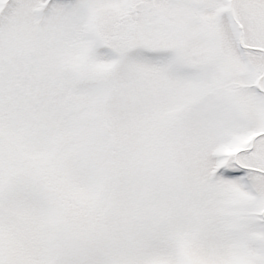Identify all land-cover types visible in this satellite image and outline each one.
Listing matches in <instances>:
<instances>
[{"label":"snow or ice","instance_id":"6c2138e0","mask_svg":"<svg viewBox=\"0 0 264 264\" xmlns=\"http://www.w3.org/2000/svg\"><path fill=\"white\" fill-rule=\"evenodd\" d=\"M0 264H264V0H0Z\"/></svg>","mask_w":264,"mask_h":264}]
</instances>
